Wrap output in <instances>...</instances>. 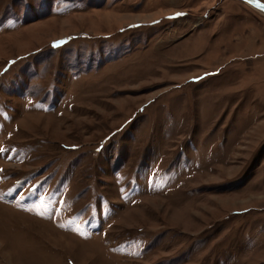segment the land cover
Instances as JSON below:
<instances>
[{
  "label": "rangeland",
  "instance_id": "374dc122",
  "mask_svg": "<svg viewBox=\"0 0 264 264\" xmlns=\"http://www.w3.org/2000/svg\"><path fill=\"white\" fill-rule=\"evenodd\" d=\"M0 264H264V12L0 0Z\"/></svg>",
  "mask_w": 264,
  "mask_h": 264
},
{
  "label": "water",
  "instance_id": "95a60500",
  "mask_svg": "<svg viewBox=\"0 0 264 264\" xmlns=\"http://www.w3.org/2000/svg\"><path fill=\"white\" fill-rule=\"evenodd\" d=\"M248 5H251L253 7H255L256 9H260L262 11H264V2L260 1V0H240Z\"/></svg>",
  "mask_w": 264,
  "mask_h": 264
},
{
  "label": "bare ground",
  "instance_id": "6f19581e",
  "mask_svg": "<svg viewBox=\"0 0 264 264\" xmlns=\"http://www.w3.org/2000/svg\"><path fill=\"white\" fill-rule=\"evenodd\" d=\"M251 8H255V7H253V6H251V5H249ZM256 9V8H255ZM257 10H260V9H257ZM260 11H262V10H260ZM262 12H264V11H262Z\"/></svg>",
  "mask_w": 264,
  "mask_h": 264
},
{
  "label": "snow or ice",
  "instance_id": "6c2138e0",
  "mask_svg": "<svg viewBox=\"0 0 264 264\" xmlns=\"http://www.w3.org/2000/svg\"><path fill=\"white\" fill-rule=\"evenodd\" d=\"M178 15H180V14H178ZM55 46V45H54Z\"/></svg>",
  "mask_w": 264,
  "mask_h": 264
}]
</instances>
